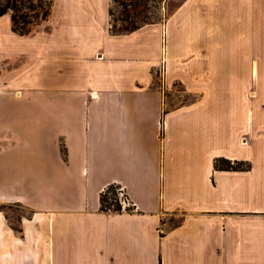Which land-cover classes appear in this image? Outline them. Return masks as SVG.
I'll list each match as a JSON object with an SVG mask.
<instances>
[{"label":"crops","instance_id":"0c3cea01","mask_svg":"<svg viewBox=\"0 0 264 264\" xmlns=\"http://www.w3.org/2000/svg\"><path fill=\"white\" fill-rule=\"evenodd\" d=\"M51 2L26 33L0 16V202L27 211H0V264H264V0L126 33L111 0ZM113 183L133 210L101 208Z\"/></svg>","mask_w":264,"mask_h":264},{"label":"rangeland","instance_id":"374dc122","mask_svg":"<svg viewBox=\"0 0 264 264\" xmlns=\"http://www.w3.org/2000/svg\"><path fill=\"white\" fill-rule=\"evenodd\" d=\"M8 0H0V6L4 5ZM14 6V10L9 9L7 12L10 13L12 19V13L15 12L17 15L18 28L22 29L26 27V22L32 19L40 20L42 13L49 9V0H10ZM182 0H111L110 6V28L115 31L126 30L134 26L142 25L145 22H154L163 20L168 13L175 8V6ZM4 20L0 22V29L5 30ZM31 26V25H30ZM13 27V23H12ZM170 54V55H169ZM171 58L174 62L176 58H184V54H171L167 52L166 59L163 58L156 65L153 72L156 79L158 80L160 87L164 90L165 94L168 91L165 85V78L169 71L168 60ZM171 62V63H172ZM166 64V71L163 74V77L160 76L159 72L156 70L162 65ZM174 72V70H173ZM222 72V71H221ZM226 74L231 73L232 71H224ZM244 74L247 71H237ZM260 75L263 78L264 71H260ZM243 82L237 84V93L241 89ZM244 104V103H243ZM242 104V105H243ZM260 108V104L256 106V109ZM232 119L228 118L227 122ZM230 124H227L226 131V143L231 144L234 142L233 136L230 134ZM114 184V183H113ZM1 203V202H0ZM1 207V205H0ZM1 210L5 211L7 216L10 218L13 225L17 226L18 217L27 211L23 209L20 205L17 204H7L1 207ZM169 221L171 224H174L179 221V217L169 216Z\"/></svg>","mask_w":264,"mask_h":264},{"label":"trees","instance_id":"16d2710c","mask_svg":"<svg viewBox=\"0 0 264 264\" xmlns=\"http://www.w3.org/2000/svg\"><path fill=\"white\" fill-rule=\"evenodd\" d=\"M51 3H52L51 0H49V9H46L42 13L40 20L44 19L48 16V14L50 12V8H51ZM9 9H12L13 11H15L14 6L12 5L10 0H8L4 5L0 6V16L5 14ZM36 22H38V20H35V19L29 20L26 22L27 25L25 28L19 29L17 27L18 26L17 15L15 14V12L12 13V23H13L12 28H13V30H15L19 33L28 32L31 29L32 25ZM145 23H148V22H145ZM145 23H143V24H145ZM139 26L137 25V26H134L132 28H129L126 30H121V31H115V30H112V31L115 33H126V32H129V31H132V30L138 28ZM214 166L216 169L237 170V169H249L251 167V164H250V162H244V161H240V160H233L232 161V160L226 159L224 157H217L215 159ZM115 195H116V192H115L114 184H109L107 186L106 190L102 191L100 194L101 208L104 210H109V208H111L113 211H121L120 204L118 203L117 200H115ZM112 204H114V206ZM0 205L2 207V206L7 205V204L0 203ZM1 207H0V211H2Z\"/></svg>","mask_w":264,"mask_h":264},{"label":"built area","instance_id":"2783aa9c","mask_svg":"<svg viewBox=\"0 0 264 264\" xmlns=\"http://www.w3.org/2000/svg\"><path fill=\"white\" fill-rule=\"evenodd\" d=\"M166 71V64H162L157 70L156 72H159L160 76L163 77V74H165ZM115 186V200L118 201V203L120 204L121 210H133L134 209V205L132 203V201L128 198L125 189L122 185L118 184V183H114ZM107 187H105L102 191L106 190ZM114 206V204H112ZM109 210L112 211L111 208H109Z\"/></svg>","mask_w":264,"mask_h":264}]
</instances>
